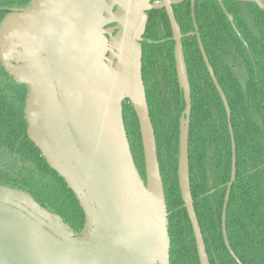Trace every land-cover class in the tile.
I'll return each instance as SVG.
<instances>
[{"label":"water","instance_id":"95a60500","mask_svg":"<svg viewBox=\"0 0 264 264\" xmlns=\"http://www.w3.org/2000/svg\"><path fill=\"white\" fill-rule=\"evenodd\" d=\"M159 1L30 0L24 8L9 9L0 22V65L15 83L27 88L28 138L64 179L85 215L84 227L77 233L26 190L0 183V264H170L169 213L142 71L147 13L154 9H165L169 18L177 79L185 100L179 187L200 264H210L191 193V86L184 36L173 9L199 0ZM212 1L222 6L250 53L224 2L252 3L264 12V0ZM195 34L227 113L232 171L222 233L228 251L242 264L227 234V209L237 169L231 110L198 32L187 36ZM254 67L257 75L255 63ZM126 101L138 118L146 180L132 156L123 119Z\"/></svg>","mask_w":264,"mask_h":264},{"label":"trees","instance_id":"16d2710c","mask_svg":"<svg viewBox=\"0 0 264 264\" xmlns=\"http://www.w3.org/2000/svg\"><path fill=\"white\" fill-rule=\"evenodd\" d=\"M29 3L0 0V22L9 9L24 8ZM224 7L234 17L250 53L217 1H186L173 9L184 35L198 32L231 110L237 169L227 209L230 247L242 264H264V12L252 3L227 1ZM147 15L142 71L169 213L170 264H200L178 180L180 119L185 100L177 80L175 43L165 10L154 9ZM182 45L191 86L189 167L195 212L210 264H238L222 233V212L232 171L226 109L198 38L185 37ZM26 95V86L15 83L0 65V183L26 190L80 233L85 215L79 202L28 138ZM123 119L135 165L146 180L139 122L129 101L123 105Z\"/></svg>","mask_w":264,"mask_h":264},{"label":"flooded vegetation","instance_id":"af4514ba","mask_svg":"<svg viewBox=\"0 0 264 264\" xmlns=\"http://www.w3.org/2000/svg\"><path fill=\"white\" fill-rule=\"evenodd\" d=\"M154 2H159V3H162L161 1H159V0H156V1H154ZM197 2V1H196ZM192 4H194V3H192ZM162 10V9H161ZM163 10H165V9H163ZM166 12V11H165ZM167 14V13H166ZM171 26V25H170ZM180 28V27H179ZM181 30V29H180ZM172 31V30H171ZM197 31H195V32H191V33H196ZM181 33H182V31H181ZM188 34H190V33H188ZM187 34V35H188ZM182 35L184 36L183 37V39L185 38V37H193V36H187V35H184L183 33H182ZM194 36H196L197 37V34H195ZM198 38V37H197ZM183 39H182V41H183ZM171 40L173 41V34H172V38H171ZM174 42V41H173ZM199 42V41H198ZM175 43V42H174ZM183 46V45H182ZM174 51H175V48H174ZM185 56V55H184ZM174 58H175V56H174ZM185 62H186V59H185ZM175 63H176V61H175ZM186 66H187V64H186ZM188 71V70H187ZM177 73V72H176ZM178 80V79H177Z\"/></svg>","mask_w":264,"mask_h":264}]
</instances>
